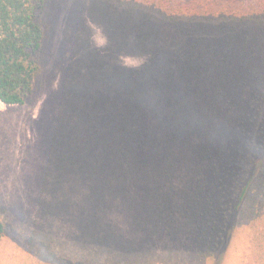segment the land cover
I'll use <instances>...</instances> for the list:
<instances>
[{"label":"trees","instance_id":"16d2710c","mask_svg":"<svg viewBox=\"0 0 264 264\" xmlns=\"http://www.w3.org/2000/svg\"><path fill=\"white\" fill-rule=\"evenodd\" d=\"M101 1L81 232L111 230L104 218L120 201L132 231L182 238L193 264H223L249 214L250 264H264V0ZM50 2L0 0L6 105L36 90ZM6 232L0 211V241Z\"/></svg>","mask_w":264,"mask_h":264},{"label":"rangeland","instance_id":"374dc122","mask_svg":"<svg viewBox=\"0 0 264 264\" xmlns=\"http://www.w3.org/2000/svg\"><path fill=\"white\" fill-rule=\"evenodd\" d=\"M102 8L99 0H51L36 90L28 105H0V211L7 226L0 264H193L182 238L132 231L120 201L104 218L109 232H81L84 196L94 186V58L106 57L94 20ZM251 233L244 215L223 264L253 262Z\"/></svg>","mask_w":264,"mask_h":264},{"label":"crops","instance_id":"0c3cea01","mask_svg":"<svg viewBox=\"0 0 264 264\" xmlns=\"http://www.w3.org/2000/svg\"><path fill=\"white\" fill-rule=\"evenodd\" d=\"M4 104L3 102L0 101V105ZM25 105H28L27 103ZM9 106H18V105H9ZM24 106V105H23Z\"/></svg>","mask_w":264,"mask_h":264}]
</instances>
